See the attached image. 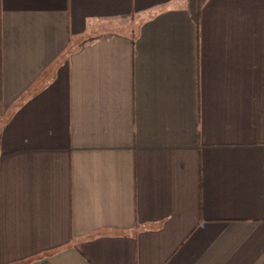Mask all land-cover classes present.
Listing matches in <instances>:
<instances>
[{
    "label": "crops",
    "instance_id": "obj_1",
    "mask_svg": "<svg viewBox=\"0 0 264 264\" xmlns=\"http://www.w3.org/2000/svg\"><path fill=\"white\" fill-rule=\"evenodd\" d=\"M0 264H264V0H0Z\"/></svg>",
    "mask_w": 264,
    "mask_h": 264
},
{
    "label": "trees",
    "instance_id": "obj_2",
    "mask_svg": "<svg viewBox=\"0 0 264 264\" xmlns=\"http://www.w3.org/2000/svg\"><path fill=\"white\" fill-rule=\"evenodd\" d=\"M206 0H190V6L196 22H199L202 8Z\"/></svg>",
    "mask_w": 264,
    "mask_h": 264
}]
</instances>
